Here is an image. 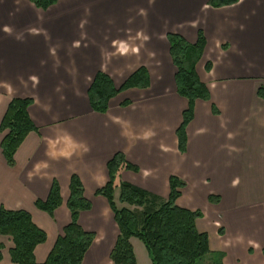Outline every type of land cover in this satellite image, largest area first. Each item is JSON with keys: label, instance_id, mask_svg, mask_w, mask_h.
<instances>
[{"label": "crops", "instance_id": "crops-1", "mask_svg": "<svg viewBox=\"0 0 264 264\" xmlns=\"http://www.w3.org/2000/svg\"><path fill=\"white\" fill-rule=\"evenodd\" d=\"M207 2L57 0L40 9L30 0H0V82L11 85L9 91L0 83V122L11 99L31 98L27 111L37 128L15 151L13 166L0 147V206L26 210L45 231V241L33 251L38 263L70 222L66 202L76 174L91 204L80 211L78 223L95 234L81 264H113L116 224L96 190L108 181V160L122 152L137 170H118L114 198L119 183L127 181L165 199L169 177L177 176L185 186L176 203L203 210L211 223L204 226L199 218L196 227L207 232L212 250L225 252L223 264H264V101L257 95L264 87V0L220 7ZM198 31L205 45L195 70L210 97L194 101L180 151L176 130L187 99L176 91L166 34L195 43ZM114 40L130 50L113 54ZM139 67L147 71V87L120 91L105 113L91 109L87 90L98 71L119 87ZM149 129L153 134L145 138ZM38 161L48 167L29 176ZM53 181L61 204L49 215L34 202L47 198ZM209 195L218 201L209 203ZM218 220L222 240L212 232ZM0 245L1 264L9 263L11 238L0 234ZM247 247L254 253L244 256Z\"/></svg>", "mask_w": 264, "mask_h": 264}, {"label": "trees", "instance_id": "trees-1", "mask_svg": "<svg viewBox=\"0 0 264 264\" xmlns=\"http://www.w3.org/2000/svg\"><path fill=\"white\" fill-rule=\"evenodd\" d=\"M30 1L36 7L46 9L57 0ZM237 1L208 0L207 4L220 7ZM166 38L176 67V91L187 99V108L182 111V120L176 130L178 148L184 151L185 127L193 117V103L196 99L209 100L210 97L206 85L200 81L195 70L203 52L205 38L201 31H198L195 43H189L180 34L173 32H168ZM148 84L144 67H139L119 87H115L107 74L98 71L87 90L90 107L95 112L105 113L109 100L117 93L130 87H147ZM257 95L264 101L263 86L257 89ZM31 103V98L11 99L1 119L0 132L6 133L0 147L9 166L14 165L15 151L26 135L37 129L27 111ZM127 103L125 101L123 105ZM106 166L108 181L96 193L106 198L118 229L109 253L113 264H137L131 238L143 243L151 264H222L223 253L211 250L208 234L196 227V219L202 215L201 212L176 203L181 188L185 186L182 180L174 175L169 177V194L165 199L130 182L121 181L118 185V201L131 208L118 207L113 197L116 173L120 168L136 171L137 167L127 161L122 152L113 154ZM214 199V196H209V200ZM34 204L38 209L52 215L61 204L57 182H52L45 200L37 199ZM66 205L70 212V222L62 228L46 259L41 263L35 260L33 251L36 245L45 241V231L33 222L26 210L0 206V234L11 238L13 246L9 248L8 254L12 264H81L95 234L84 230L78 223L80 211L88 210L91 204L85 198L82 183L76 174L70 176ZM1 248L0 245V264ZM262 253L264 254V247ZM209 256L212 262L205 260Z\"/></svg>", "mask_w": 264, "mask_h": 264}, {"label": "rangeland", "instance_id": "rangeland-1", "mask_svg": "<svg viewBox=\"0 0 264 264\" xmlns=\"http://www.w3.org/2000/svg\"><path fill=\"white\" fill-rule=\"evenodd\" d=\"M116 192L118 193V189H117ZM209 196H213V195H209ZM209 196H208V200H207L209 203H215L216 201H218V198H217L216 196H214V198H215L216 200H215V199L212 200V201L209 200ZM114 202H115V204H116L118 207L125 206V207H128V208H131V207H130L129 205H127V204H124V203L120 204V202L118 201V196H117V195H116L115 198H114ZM139 208H140V207H139ZM190 210H191V209H190ZM195 210H199V209H195ZM199 211H200L201 214H202V211H203V210L200 209ZM204 213H206L205 210H204ZM202 216H203V214H202L200 217H198L197 219L202 218ZM197 219H196V220H197ZM206 222H208L207 218H206V219H205V218H202V219L200 220L199 223H201V224L204 225ZM210 223H211V222H208V223H206V224H210ZM115 224H116V223H115ZM204 226H207V225H204ZM212 226H213L212 232H213V233L215 232V234H217L218 237L221 238V240L224 239V238H226L225 236H223V235H224L223 225H222L221 222H219V220H218L215 224H212ZM198 230H199V229H198ZM200 231H201V230H200ZM205 232H206V231H205ZM206 233H207V232H206ZM114 234H115V237H116V235L118 234L117 225H116V227H115ZM210 234L212 235L211 232H210ZM208 239H209V237H208ZM132 244H133V248H134V252H135L136 259L138 260V264H151L150 259H149L148 255H147V252H146V249H145L143 243H142L140 240L134 238ZM209 247H210V244H209ZM263 247H264V246H263ZM263 247L260 248L261 253H262V248H263ZM210 249H211V247H210ZM241 249H242V248H241ZM241 249H240V251H243V250H241ZM211 250H212V249H211ZM235 250H236V246H235ZM213 251H220V252L223 253V257H222V264H223V261H224V259L226 258V256H225V252L222 251V250H213ZM4 252L7 253L6 251H4ZM247 253L251 255L252 253H254V251L252 250L251 247H247L246 254H245L244 256H246ZM5 255H6V254H5ZM262 255L264 256L263 253H262ZM209 258H210V260H209ZM209 258H206L205 260H206L207 262H210V261L212 262L210 256H209ZM107 262H108V261H107ZM3 264H10V262L8 263L7 261L4 260ZM108 264H111V263H108Z\"/></svg>", "mask_w": 264, "mask_h": 264}, {"label": "clouds", "instance_id": "clouds-1", "mask_svg": "<svg viewBox=\"0 0 264 264\" xmlns=\"http://www.w3.org/2000/svg\"><path fill=\"white\" fill-rule=\"evenodd\" d=\"M8 30H9L8 27L5 26V31H8ZM137 37H140L142 40L148 39L147 35H142L139 32L137 33ZM112 43L117 45L113 54H116V53L124 54L130 50L128 44L125 41H115L114 40ZM137 50L138 49L136 47L131 48V51H137ZM30 79L33 82H35L37 80V77L33 75L30 77ZM0 83H3L4 87L7 88L9 91H11V85L10 84H8L7 82H0ZM113 119L116 121H119L120 118L119 117H113ZM152 134H153L152 131L149 129V130H146L142 135L146 138ZM60 154L67 156L70 153L67 151H63ZM48 155L55 156V152L50 151V152H48ZM47 167H48L47 161H38L33 165V170H32V172L29 173V176H31L33 173H40L41 169L47 168Z\"/></svg>", "mask_w": 264, "mask_h": 264}]
</instances>
